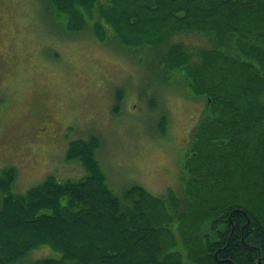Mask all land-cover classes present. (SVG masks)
<instances>
[{"label":"trees","instance_id":"trees-1","mask_svg":"<svg viewBox=\"0 0 264 264\" xmlns=\"http://www.w3.org/2000/svg\"><path fill=\"white\" fill-rule=\"evenodd\" d=\"M66 30L157 54L207 102L183 162V191L140 185L117 195L96 136L71 141L79 181L55 176L24 193L0 174V264H264V0H49ZM207 38L190 49L180 36ZM153 69H156L154 66ZM167 134V119L160 124ZM49 248L56 257L32 259ZM33 261V262H32Z\"/></svg>","mask_w":264,"mask_h":264},{"label":"rangeland","instance_id":"rangeland-1","mask_svg":"<svg viewBox=\"0 0 264 264\" xmlns=\"http://www.w3.org/2000/svg\"><path fill=\"white\" fill-rule=\"evenodd\" d=\"M176 41L210 46L198 35ZM158 62L157 54L127 51L113 37L100 42L90 26L68 32L48 0H0V174L16 170L12 191L49 176L79 181L86 170L66 160L68 145L96 136L117 195L133 185L156 196L182 193L183 162L207 102L189 91L182 73L165 82ZM47 256L57 254H30L34 261Z\"/></svg>","mask_w":264,"mask_h":264},{"label":"flooded vegetation","instance_id":"flooded-vegetation-1","mask_svg":"<svg viewBox=\"0 0 264 264\" xmlns=\"http://www.w3.org/2000/svg\"><path fill=\"white\" fill-rule=\"evenodd\" d=\"M49 3V2H48ZM50 4V3H49ZM51 6V5H50ZM0 80H1V75H0Z\"/></svg>","mask_w":264,"mask_h":264}]
</instances>
